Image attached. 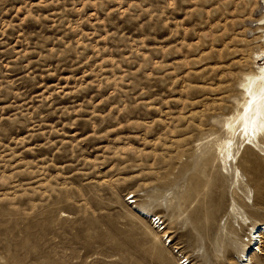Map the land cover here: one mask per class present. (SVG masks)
I'll use <instances>...</instances> for the list:
<instances>
[{
    "label": "rangeland",
    "instance_id": "rangeland-1",
    "mask_svg": "<svg viewBox=\"0 0 264 264\" xmlns=\"http://www.w3.org/2000/svg\"><path fill=\"white\" fill-rule=\"evenodd\" d=\"M262 2L0 0V264H239L230 179L194 163L254 68ZM245 158L261 222L264 159Z\"/></svg>",
    "mask_w": 264,
    "mask_h": 264
},
{
    "label": "bare ground",
    "instance_id": "bare-ground-1",
    "mask_svg": "<svg viewBox=\"0 0 264 264\" xmlns=\"http://www.w3.org/2000/svg\"><path fill=\"white\" fill-rule=\"evenodd\" d=\"M262 1L264 5V0ZM256 27L260 50L253 53L252 63L254 68L243 73L242 78L238 82V100H235L233 111L226 115L224 114L219 120L215 121L219 126L220 134H213L204 140H199V144H197L198 155H196L194 163V169L198 170L200 176L204 178L205 171H203V167L205 163L212 159L215 161L216 174L222 177L225 173L227 178L230 179V184L233 186V191L231 192L233 198L230 202L231 206L228 210V216L236 224H234L236 228L232 226L233 224H224L222 231L227 240L226 246H236L238 248L239 264H253L256 255L262 254L261 248L264 239V221L250 222L247 211L244 210V207L247 208L246 204H248L246 200H250L249 195L252 194V191L245 184L241 169H239L240 162L243 159V161L246 160L245 155L264 159V14L256 21ZM260 61L261 63L259 64ZM259 134L262 135L256 137ZM246 142L253 144L260 154L255 153L249 145H246ZM198 194L197 191L186 188L184 192L179 191V194L172 199L174 202L168 203L166 199L163 200L167 207H172V204H176L185 196L191 197L195 195L196 198ZM183 195L184 197H182ZM131 196L130 205H133L136 203L133 202V197L135 196ZM234 198L240 200V204ZM127 203L129 204V202ZM134 209L141 220L149 219L152 230H157L156 233H159L158 231L163 232L165 228L161 224V222L163 223L161 218L152 215L145 207L135 206ZM245 223H248L246 226L248 234L243 237H246L245 239H241L238 237V231L243 230V224ZM153 238L155 241L157 240L155 235ZM174 253L178 254L177 251ZM178 256L181 259L182 256L180 254ZM181 262L182 264H190L187 259Z\"/></svg>",
    "mask_w": 264,
    "mask_h": 264
},
{
    "label": "built area",
    "instance_id": "built-area-1",
    "mask_svg": "<svg viewBox=\"0 0 264 264\" xmlns=\"http://www.w3.org/2000/svg\"><path fill=\"white\" fill-rule=\"evenodd\" d=\"M132 196L131 195H129L125 200H126V202H129V204H130V198H131ZM180 264H182V262L180 263Z\"/></svg>",
    "mask_w": 264,
    "mask_h": 264
}]
</instances>
